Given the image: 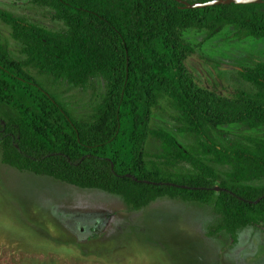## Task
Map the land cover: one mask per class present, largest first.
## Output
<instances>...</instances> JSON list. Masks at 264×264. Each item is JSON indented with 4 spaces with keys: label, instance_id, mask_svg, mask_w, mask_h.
I'll list each match as a JSON object with an SVG mask.
<instances>
[{
    "label": "trees",
    "instance_id": "1",
    "mask_svg": "<svg viewBox=\"0 0 264 264\" xmlns=\"http://www.w3.org/2000/svg\"><path fill=\"white\" fill-rule=\"evenodd\" d=\"M52 8L65 30H51L0 8V21L20 45L21 60L0 43V158L20 171L120 196L138 211L158 198L212 205L221 222L208 234L237 242L241 228L264 230V138H228L221 125L264 130V61L242 68L252 90L226 96L199 85L186 66L195 49L176 29L227 26L239 37L264 38V0L183 8L176 0H12ZM189 3L211 0H185ZM85 89L101 78L105 93L88 121L65 107L28 73ZM166 100L176 130L150 125ZM218 134V136H217ZM219 137V138H218ZM153 139L160 152L147 158ZM186 163L194 173L171 170ZM212 164L229 166L225 176ZM218 189H217V188Z\"/></svg>",
    "mask_w": 264,
    "mask_h": 264
},
{
    "label": "rangeland",
    "instance_id": "2",
    "mask_svg": "<svg viewBox=\"0 0 264 264\" xmlns=\"http://www.w3.org/2000/svg\"><path fill=\"white\" fill-rule=\"evenodd\" d=\"M0 8L45 28L65 30L48 6L0 0ZM175 32L195 49L185 63L199 85L226 96L252 90L239 71L264 61V38H241L232 26L209 38L205 29L182 27ZM0 43L8 45L14 59L23 58L10 27L2 21ZM27 70L80 123L88 121L106 90L101 78L81 89ZM175 115L161 100L150 125L171 132L186 147L192 140L175 129ZM218 128L227 133L218 137L222 144L228 138L242 142L249 136L264 138L263 129L239 124ZM144 149L152 159L160 145L149 139ZM212 166L223 177L230 171L229 166ZM171 170L194 173L186 163ZM251 184L264 185V179ZM220 222L212 205L162 197L132 211L118 195L20 171L0 158V264H264V230L241 228L237 242L231 243L224 232L208 234Z\"/></svg>",
    "mask_w": 264,
    "mask_h": 264
},
{
    "label": "water",
    "instance_id": "3",
    "mask_svg": "<svg viewBox=\"0 0 264 264\" xmlns=\"http://www.w3.org/2000/svg\"><path fill=\"white\" fill-rule=\"evenodd\" d=\"M176 1L179 2L183 8L192 9V8H203V7L219 5V4H231V3L240 4L245 2H253L257 0H211L208 2H195V3H189L185 0H176Z\"/></svg>",
    "mask_w": 264,
    "mask_h": 264
}]
</instances>
